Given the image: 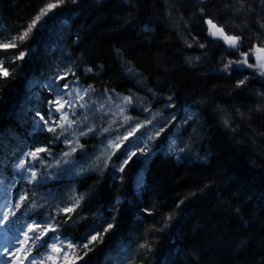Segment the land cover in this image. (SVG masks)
<instances>
[{
	"label": "trees",
	"instance_id": "trees-1",
	"mask_svg": "<svg viewBox=\"0 0 264 264\" xmlns=\"http://www.w3.org/2000/svg\"><path fill=\"white\" fill-rule=\"evenodd\" d=\"M234 1L64 0L43 18V27L11 50L28 51L25 60L5 59L11 76L0 79V108L14 106V114L0 120V132L16 134L18 139L9 140L12 149L18 143L22 153L47 146L51 154L41 153L43 162L33 164L42 173L61 151L63 137L84 159L83 175L73 176L70 187L48 184L42 191L50 190L49 197L30 182L20 185L19 192L28 197L23 209L56 228L55 233L48 229L44 242L57 234L65 245L81 246L69 250L64 264L70 259V264H85L89 258L91 264H128L120 257L125 248L133 250L134 264H264V78L247 67L224 71V56L230 53L224 45L226 50L218 46L222 51L198 55V61L191 51L197 37L218 45L207 35V19L235 35L238 30L226 23L248 24L246 8L255 10L252 20L261 30L243 39L264 47V0ZM47 2L55 0H0V33L23 32ZM236 10L245 14L236 18ZM169 14L183 17L191 47L169 26ZM89 86L94 91L83 100L73 94L77 107L70 118L77 123L59 137L61 146L52 145L54 134L37 112L48 119L52 111L59 121L60 114L50 108L57 89L83 93ZM127 96L138 98L125 112L134 118L130 125L139 126L138 142L133 150L126 141L104 156L103 168L98 162L94 166L93 159L100 150L106 153L105 144L120 128L115 105ZM34 121L43 131L33 132ZM132 152L137 155L123 165ZM66 208L74 210L65 213ZM109 223L114 227L104 234ZM98 234L102 242L89 245L94 251L78 260L88 251L82 245ZM145 243L150 248L141 247ZM112 244L111 249L124 250L114 253Z\"/></svg>",
	"mask_w": 264,
	"mask_h": 264
},
{
	"label": "snow or ice",
	"instance_id": "snow-or-ice-1",
	"mask_svg": "<svg viewBox=\"0 0 264 264\" xmlns=\"http://www.w3.org/2000/svg\"><path fill=\"white\" fill-rule=\"evenodd\" d=\"M64 3V0H55V2H47L46 5L39 11V13L35 16V18L32 20V22L28 25L27 29L24 30L23 32L17 34L16 36H4L2 33H0V52L4 53V56H0V79H7L11 76V72L9 71V68L5 66V59H9V63L15 64L17 60L23 61L25 60L26 56L29 54L28 51L21 50L19 52H12V49L20 48L21 45H23L28 39H30L31 34L34 32V30L37 29L38 26L43 27L42 20L44 17L48 16L50 13H54V10L61 7ZM208 25V34L209 36L220 40L222 39L231 49H236L239 51L240 48V42H241V37L238 35H228L225 33L224 28L222 26H218L216 23L213 22L212 19H207L206 21ZM261 27H264V25H261ZM191 47V44L188 45ZM200 47H204L203 44L200 45ZM255 52L259 53V55L255 56V63H249L248 62V56L250 52H244L241 53V55L244 57L243 60H238V61H229L228 64L224 65V71H228L233 63L246 66L247 68H252L256 72L259 73L260 76H264V47H256ZM197 59H199L197 57ZM71 72V69H69ZM87 71L91 72L92 69H88ZM68 73H65L64 76H61V79H66ZM72 75H75V73H72ZM247 77H245L243 80L239 81L240 85H244L247 81ZM50 88L54 86V82H49L48 85ZM64 89H69V84L65 83L63 85ZM94 91V89L89 86V88L84 89L83 93H81V90L79 88H72L70 91H67L64 94H59V89H57L58 97L57 99L53 100L50 102V108H52L55 112L59 113V121L54 120L52 118V111H49L48 113V119H45L44 115H40L39 112H37V115H39V120L43 121L44 125H49L47 127V131L51 132L54 134V139L58 140L60 136H63L66 132H68L69 129L72 128V126L77 123V121L73 120L70 118L71 116L76 115V103L73 102V94L75 93V98L78 100H83L84 96L88 94V92ZM35 95V94H34ZM65 95L69 97V99H65ZM109 103H112L111 97L108 98ZM133 104V98L131 96L124 97L121 104H116L115 107L117 109V112L114 113V115H117L119 117H123V120L125 123H128L133 117H129L125 115L126 109L129 105ZM79 107L85 108L87 105L85 104H80ZM103 105H101V108ZM67 109V110H65ZM145 111H148L149 109L145 108ZM14 114V106L12 109H8L7 107L0 108V120L2 119H8L10 116ZM191 117H189L190 119ZM85 119L87 117L85 116ZM152 119H155V116L152 117ZM151 120H148L147 123H151ZM115 123V121H113ZM228 121L225 120V124H227ZM54 125V126H53ZM143 126V125H141ZM57 129H60L59 134H57ZM93 129H89V131H92ZM37 131H43L42 125L39 123V121H34L33 123V132ZM104 131H109V129H104ZM163 131V129H161ZM81 135H87V133H81ZM159 135V132L157 133ZM10 139H18L16 137V134L12 132L10 129H5L3 132H0V151H3V155L0 156V183H2L3 180V170L4 168L7 167L8 164V157L9 155H15V149H12V146L9 144ZM127 139V137H125ZM67 142V141H66ZM172 143H175V141H172ZM110 147L114 146L116 148H119L120 145L118 143H115L114 141L110 143ZM17 148L19 147V143L16 146ZM11 149V151H10ZM72 152L76 151V148L71 149ZM144 149H140V152L143 153ZM41 153H48L49 155L51 154L49 152V149L47 146L45 147H37L35 148L34 151H30L26 153V157H30V160H17L16 163L12 165L14 170H23L26 168V165L28 163H32L35 161H41ZM70 153H65V155H69ZM136 152H132L130 156H128L127 159L123 161V165H127L131 160L132 157L136 156ZM111 157H109L110 159ZM31 177H25V179H28L29 182L33 181H38L40 178L37 176V172L34 170H31ZM119 170L121 172L124 171V167L120 166ZM7 191V189H6ZM28 197L26 195H20L19 200L20 203H23L25 200H27ZM83 199V197H79L78 199L75 200V206H79L80 200ZM119 203V201H117ZM182 203V201H181ZM19 205H17L18 207ZM74 209L73 208H66L63 209L65 213L72 212ZM148 214H151L150 212ZM6 214H0V218H3ZM12 215H15V213H12ZM172 217L169 216L168 219L170 220ZM38 227V225H37ZM114 227V224L109 223L107 227L104 229V234H107L110 230H112ZM36 229L35 228H30L29 231L34 232ZM50 231L55 233L56 228L50 226ZM47 233L45 232L44 235ZM28 234L25 233V236ZM31 239V238H30ZM53 240H58L57 236L51 237ZM98 239L101 240L102 242V236L94 235L91 237V239L82 245L83 249H87L88 251H85L83 255H80L77 257L78 260H85V257L88 256V252L94 251V248H90L89 245L93 244L95 241ZM44 239L42 235H37L35 237V240L32 241V244L34 247H44ZM81 246L74 245L73 243L69 242L68 244H64L62 241L60 242V246H58L56 243H53L51 245V252L57 253V257L54 258L51 254V252L46 256L42 257L40 264H44V260H52L53 264H55L56 259H61V258H66L69 255V250L71 249H79ZM141 247L143 248H150V246L145 243L142 244ZM28 252L32 251V248L27 249ZM5 252L8 251V248L6 247L4 249ZM63 253V257H61L59 254ZM12 255H15V253H11ZM75 254V253H73ZM25 260H28V264H37L35 258H29L28 256H25ZM20 264H24V261H21ZM85 264H91V259L89 258L88 260H85Z\"/></svg>",
	"mask_w": 264,
	"mask_h": 264
},
{
	"label": "rangeland",
	"instance_id": "rangeland-1",
	"mask_svg": "<svg viewBox=\"0 0 264 264\" xmlns=\"http://www.w3.org/2000/svg\"><path fill=\"white\" fill-rule=\"evenodd\" d=\"M231 1H233V4L235 3L234 0H231ZM254 11H253V9L246 8L245 13L248 16L249 21L247 22L248 24H246L245 26H242V28L240 26H237L236 24L233 25L231 22H227V23L224 22L232 30H238V32L235 33V35L240 36L241 39H242L239 51H237L236 49H231V48H229L228 45L223 44L222 39L217 40L219 42L218 45L212 43L209 46V45H206V44L202 43V41H200V38L197 37V39L199 41L198 40H193L194 41L193 43H195V48L196 49L191 50L192 54H193L194 61H198L199 60V59H197L198 55H202V54H204V56L211 57V55H213V51H216V52L218 50L222 51L220 49V47H223V45H224L228 49V51L230 53L226 52L225 51L226 48L223 47L225 49L224 51L226 53H228L227 56L226 55L224 56L223 64L226 65V64H228L229 61L243 60L244 57L241 55V53H244V52H250V54L248 56V60L251 61V59H252V62L255 63V56H256V52L254 50L255 47L250 45L251 43H250V41H248L249 40L248 38L243 39V37L246 34H248V36H249V34L254 35V33H257V32H259V30H261V29H259V23L257 21H255V20H252V14L254 13ZM245 13H240V10L239 11H237V10L234 11V15H235L236 18L238 17L237 15L241 16V14H245ZM256 22H257V25H256ZM214 23H216V22L214 21ZM216 24L218 26H222L218 22ZM206 26H207L206 28L208 29L207 23H206ZM175 30H176V32H178L179 35H181L180 38L182 39L183 43H185V45H189V44L192 45L193 44L192 42L189 41V38H188L187 34L185 32H183L184 30L182 29V27L180 25L179 26L176 25ZM207 35H209V34H207ZM201 44H203L204 47H200ZM218 46H220V47L218 48ZM249 63H251V62H249ZM234 66L235 67L237 66V67L235 68ZM240 66L241 67H238V64L233 63L231 67H233L235 70L236 69L244 70L246 68V66H242V65H240ZM133 99H134L135 102L138 100L137 97L136 98L133 97ZM114 102H118V100H115ZM126 112H127V110H126ZM125 115H127V114H125ZM118 124L120 125V128L116 130L114 138L110 139L106 143V145L104 146L105 150L108 149L109 152H113V153L115 151H117L118 149H120L122 144H124L126 141H129V140H130V143L128 144V147L130 149H133V146L135 144V137H136L135 136V131L137 130V127H139L138 124L130 125V121L128 123H125L124 120H123V117H119V116H118ZM125 137H127V139H125ZM113 141L115 143H118L120 145V147L119 148H116L114 146L110 147L109 145Z\"/></svg>",
	"mask_w": 264,
	"mask_h": 264
},
{
	"label": "bare ground",
	"instance_id": "bare-ground-1",
	"mask_svg": "<svg viewBox=\"0 0 264 264\" xmlns=\"http://www.w3.org/2000/svg\"><path fill=\"white\" fill-rule=\"evenodd\" d=\"M181 18H183V17L180 16V15H177V17H174L173 14L167 15V21L169 23V26L171 28H173L174 30H175V27H174L175 24H178V25H180L182 27L183 26L182 25L183 21L180 20ZM54 54H55V52H51L50 53L51 56L54 55ZM44 56H45L46 59H48V57H49L48 54L47 55H44ZM63 139H64V141L63 142L60 141V142L62 144H66L67 143L66 142V139L64 137H63ZM51 140H52L51 141L52 142V145L58 146V147L61 146V143L58 142L57 140H55V139H51ZM112 246H113V244L110 245V250H112V252H114V253H117V252H120V251H123L124 250V248L123 249L121 247L118 248V246L115 249H111ZM133 253H134L133 250H129V249H126L125 248V250L123 251V253H121L120 257H122L124 259V261H126L128 264H134L133 261H132V255H133ZM102 259H104V258L102 257Z\"/></svg>",
	"mask_w": 264,
	"mask_h": 264
}]
</instances>
